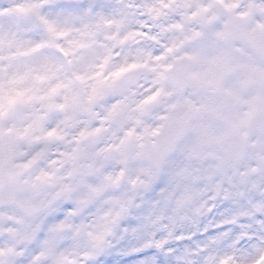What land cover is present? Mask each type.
Returning a JSON list of instances; mask_svg holds the SVG:
<instances>
[{"label":"clouds","instance_id":"9594fccd","mask_svg":"<svg viewBox=\"0 0 264 264\" xmlns=\"http://www.w3.org/2000/svg\"><path fill=\"white\" fill-rule=\"evenodd\" d=\"M0 264H264V0H0Z\"/></svg>","mask_w":264,"mask_h":264}]
</instances>
